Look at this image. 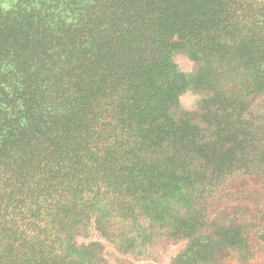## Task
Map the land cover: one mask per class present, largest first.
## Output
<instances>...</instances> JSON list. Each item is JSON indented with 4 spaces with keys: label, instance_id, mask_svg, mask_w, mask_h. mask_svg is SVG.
<instances>
[{
    "label": "trees",
    "instance_id": "16d2710c",
    "mask_svg": "<svg viewBox=\"0 0 264 264\" xmlns=\"http://www.w3.org/2000/svg\"><path fill=\"white\" fill-rule=\"evenodd\" d=\"M176 51L207 71L196 110ZM260 73L264 0H0V264H105L83 227L141 216L192 238L172 264H196L184 194L253 150Z\"/></svg>",
    "mask_w": 264,
    "mask_h": 264
},
{
    "label": "rangeland",
    "instance_id": "374dc122",
    "mask_svg": "<svg viewBox=\"0 0 264 264\" xmlns=\"http://www.w3.org/2000/svg\"><path fill=\"white\" fill-rule=\"evenodd\" d=\"M173 61L186 83L179 97L180 106L196 110L199 102L212 94L199 79L207 71L183 51H176ZM259 76L256 83H246H250V94L242 113L256 141L253 150L248 149L244 159L236 152L233 172L210 190L202 194L190 190L184 194L194 206L191 210L199 212V227L194 235H198L203 249L196 264H264V74ZM83 228L80 237L99 241V254L105 264H172L192 241L171 234V229L143 216L135 224L111 221L104 234L95 224ZM225 233L227 244L223 239ZM128 241L130 246L125 244ZM209 245L211 253L207 256Z\"/></svg>",
    "mask_w": 264,
    "mask_h": 264
}]
</instances>
